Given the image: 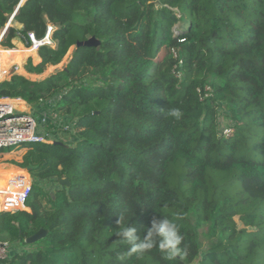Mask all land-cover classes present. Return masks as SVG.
Segmentation results:
<instances>
[{
    "label": "trees",
    "instance_id": "trees-1",
    "mask_svg": "<svg viewBox=\"0 0 264 264\" xmlns=\"http://www.w3.org/2000/svg\"><path fill=\"white\" fill-rule=\"evenodd\" d=\"M21 2L0 0V31L15 13L22 26L1 43L11 64L17 34L42 38L48 23L55 48L39 49L25 71L43 75L75 50L45 79L4 81L0 98L52 106L62 124L50 131L72 138L32 144L25 166L30 148L0 157V169L35 179L25 210L0 213V242L28 249L0 264H264V0ZM92 37L99 47L77 49ZM10 180L0 175V192ZM121 214L141 238L153 217L175 222L185 259L158 248L129 255L115 235ZM42 229L44 239L26 243Z\"/></svg>",
    "mask_w": 264,
    "mask_h": 264
},
{
    "label": "built area",
    "instance_id": "built-area-1",
    "mask_svg": "<svg viewBox=\"0 0 264 264\" xmlns=\"http://www.w3.org/2000/svg\"><path fill=\"white\" fill-rule=\"evenodd\" d=\"M13 19L10 21L12 22ZM11 25L6 24L0 33V48ZM56 30L54 25L48 23L46 33L42 38H38L34 33L24 34L21 32L17 34V37L19 41H24L23 43L25 44L29 43L30 48L33 50L39 51V49L45 46L55 48L53 35ZM16 41H14V45ZM5 75L6 71L2 69L0 56V84L3 82ZM51 111L52 106H48L42 110H34L33 113L40 116V122H38L35 116L29 112L26 105L25 110L19 112L18 109L11 105L10 99L0 98V151L26 144H53L58 141L57 137L53 134L41 133L39 131L40 126H50L53 121L62 124L61 120L57 121L54 118V114ZM68 129H71V127L66 126L63 130L68 131ZM231 133L225 135L229 136ZM31 177L29 176L27 183L21 177L10 180L8 190L0 192L2 195V199L0 200V213H16L26 209V203L33 189ZM11 253L10 243L0 242V263L8 260L11 257Z\"/></svg>",
    "mask_w": 264,
    "mask_h": 264
},
{
    "label": "rangeland",
    "instance_id": "rangeland-1",
    "mask_svg": "<svg viewBox=\"0 0 264 264\" xmlns=\"http://www.w3.org/2000/svg\"><path fill=\"white\" fill-rule=\"evenodd\" d=\"M8 20V19H6ZM6 26V25H5ZM180 25H176L174 27V32L177 33L178 32V29H179ZM2 32V30L0 31V33ZM24 42V41H23ZM22 42V43H23ZM25 47H23L22 45L19 46V49L17 51H14L12 52V55L15 56V55H20V61H17L16 63L14 64H11L12 60L10 58V51H8V49H4L3 52H0V56H1V66H2V62L4 63V65H9V68H8V71H6V75H5V79L3 78V82L4 81H7V80H11L12 77L14 75H24L26 76L27 78L31 79V80H42V79H45L47 77H49L50 75L52 74H55L57 71L59 70H63L70 62L71 58H72V54L75 50V48H72L69 52V54L66 56V58L64 59L63 63L60 65V66H57V67H53V68H48L47 71L43 74V75H40V76H35V75H30L28 74L26 71H25V66L27 65L28 63V60L29 59H32L34 64L37 65L39 64V62H37V58H39L37 56L38 54V51H35L33 50L32 48L30 47H27V45L25 43H23ZM18 43L16 44L15 42V48L18 47ZM27 48H29V50L27 51ZM18 67V70L17 68ZM3 69V68H2ZM2 82V83H3ZM209 89V88H208ZM12 101H10L11 105L13 107H15L16 109L20 110V111H24L25 108V103L21 100H13V99H10ZM18 101V102H17ZM22 105H21V104ZM26 107L28 108L29 112L32 113L35 118L37 119L38 122H40V116L38 115H35L33 112H34V109L29 105V104H26ZM53 110V109H52ZM54 115V118L57 119V121L61 120L62 121V116H61V113H53ZM58 117V118H57ZM53 123H56L55 121L52 122ZM220 123H221V130L224 134H229L232 132V129H233V123L227 119L225 116H220ZM51 128H49V126H46V127H42L40 126L39 127V131L41 133H50V134H53L51 131H50ZM54 136L56 134H53ZM60 141L62 142H67V143H71V138L72 136L70 134H62L60 133V135H58ZM27 149L30 148L31 150V154H29L27 156V158L25 159L24 161V166L28 164L29 160L31 159V157L33 156V149H34V145L32 144H26V145H23L22 147H12L10 149H3L2 151H0V157H4L5 154L9 153L10 151H15V150H19V149ZM2 164H0L1 166ZM5 166V165H3ZM26 171V174H27V178L29 179V176L31 177L32 174L30 175V170L28 169V171L26 169H23ZM11 169L9 168H1L0 169V175L3 179H6L8 181V179L10 180V176H17L19 177L18 175H16L15 173L13 172H10ZM10 172V173H9ZM32 185H34L35 183V179L34 177L32 176ZM22 179V178H21ZM24 181V180H23ZM26 182V181H24ZM27 183V182H26ZM44 186L46 187V189H48L49 191H54L55 188L57 187L56 184H51V183H45ZM0 199H1V194H0ZM4 242H9V241H4ZM10 243V246H11V251L12 252H15V253H23V251H25V249H28L26 247H23V246H20V247H17L15 246L13 243L9 242ZM208 244V240L207 239H204L203 240V247L204 249H206V246ZM199 262V260L197 261Z\"/></svg>",
    "mask_w": 264,
    "mask_h": 264
},
{
    "label": "clouds",
    "instance_id": "clouds-1",
    "mask_svg": "<svg viewBox=\"0 0 264 264\" xmlns=\"http://www.w3.org/2000/svg\"><path fill=\"white\" fill-rule=\"evenodd\" d=\"M167 116L179 119L182 113L179 109L172 108L168 110ZM117 225L118 230L115 231V235L129 245L127 249L129 255L142 254L158 248L168 259L179 257L183 261L187 256L186 245L183 244L181 247L185 237L181 234L178 225L167 217H153L143 238L137 235V229L130 226L122 214L119 215Z\"/></svg>",
    "mask_w": 264,
    "mask_h": 264
},
{
    "label": "water",
    "instance_id": "water-1",
    "mask_svg": "<svg viewBox=\"0 0 264 264\" xmlns=\"http://www.w3.org/2000/svg\"><path fill=\"white\" fill-rule=\"evenodd\" d=\"M15 14L12 16V18H14ZM99 45H100V42L96 39V37H92L91 39H89L85 42H79L77 44V49L83 48V47H99ZM53 144L60 145V146L64 145V143L59 142V141H56ZM59 185L62 187H69L71 185V183L67 178H62L59 180ZM52 196L55 199L54 193H52ZM47 234H48V231L42 229L38 233L33 235L32 237L28 238L26 240V243L29 245H33V244L39 242L40 240L44 239L47 236Z\"/></svg>",
    "mask_w": 264,
    "mask_h": 264
},
{
    "label": "crops",
    "instance_id": "crops-1",
    "mask_svg": "<svg viewBox=\"0 0 264 264\" xmlns=\"http://www.w3.org/2000/svg\"><path fill=\"white\" fill-rule=\"evenodd\" d=\"M27 2V0H22V2H21V4L19 5V8L20 7H22L23 5H25V3ZM10 22V21H9ZM11 27H15V28H18V29H22V26L20 25V24H18V23H14L13 21H12V25H11ZM19 44V45H22L23 47H25L26 48V46H24V44L21 42V41H19V40H17L16 41V44ZM2 48V47H1ZM2 49H4V48H2ZM15 49V48H14ZM37 56H38V54H37ZM39 57V56H38ZM40 58H37V62H39L40 63ZM16 68H18V67H16ZM21 101H23V100H21ZM24 103H25V105L27 104L25 101H23ZM2 165H6V164H2ZM7 166V165H6ZM11 166V165H10Z\"/></svg>",
    "mask_w": 264,
    "mask_h": 264
},
{
    "label": "bare ground",
    "instance_id": "bare-ground-1",
    "mask_svg": "<svg viewBox=\"0 0 264 264\" xmlns=\"http://www.w3.org/2000/svg\"><path fill=\"white\" fill-rule=\"evenodd\" d=\"M9 24V23H8ZM7 24V25H8ZM4 51V49H2V48H0V52H3ZM60 66V65H59ZM17 70H18V68H17ZM5 79V78H4ZM19 112H20V110H18Z\"/></svg>",
    "mask_w": 264,
    "mask_h": 264
}]
</instances>
